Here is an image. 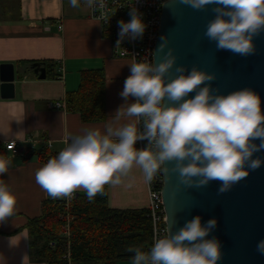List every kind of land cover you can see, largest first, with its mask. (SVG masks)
Returning a JSON list of instances; mask_svg holds the SVG:
<instances>
[{
	"label": "clouds",
	"instance_id": "clouds-1",
	"mask_svg": "<svg viewBox=\"0 0 264 264\" xmlns=\"http://www.w3.org/2000/svg\"><path fill=\"white\" fill-rule=\"evenodd\" d=\"M85 2L93 8L105 6V0ZM181 3L197 11L212 6L214 16L207 21L203 34L218 49L250 54L254 50L253 36L264 31V0ZM69 4L78 7L79 0H69ZM128 14L127 21H117V45L126 37L141 38L147 26L136 7H130ZM161 41L157 49L163 52L160 60L141 59L128 64L130 74L119 93L123 103L110 113L103 129H82L36 170L35 182L48 196L67 198L83 189L91 200L104 191L105 185H121L125 178V186L131 187L134 166L139 167L146 183H151L158 172L172 171L187 186L218 180L222 193L264 162L260 157L253 158L254 152L264 149V112L259 94L250 88L227 94L214 92L205 83L214 79L213 73L197 66L187 72L183 65L174 68V50L167 47L166 37ZM173 69L176 74L169 78ZM193 91L195 94L189 97ZM257 139L259 144L255 143ZM137 141L146 144L138 148ZM9 164L10 160L0 157V176L8 171ZM15 205V193L0 179V224L13 215ZM216 223L212 217L202 224L200 215H196L178 230L169 229L155 238L147 251L129 247L131 264H217L220 242L208 237ZM14 237H9L12 246L18 243ZM257 251L264 254V239L258 242ZM26 257L21 264H26Z\"/></svg>",
	"mask_w": 264,
	"mask_h": 264
},
{
	"label": "crops",
	"instance_id": "crops-1",
	"mask_svg": "<svg viewBox=\"0 0 264 264\" xmlns=\"http://www.w3.org/2000/svg\"><path fill=\"white\" fill-rule=\"evenodd\" d=\"M84 1L74 8L69 0H0V64H13L16 74L15 96L0 97V143L6 149L5 143L15 140L24 153L12 157L3 150L10 164L0 179L15 193L16 205L13 215L0 224V264H21L25 254L26 264H47L31 254L27 223L41 216L42 202L52 197L35 182L36 170L45 163L28 152L44 148L59 152L82 129H103L110 113L123 103L119 93L132 61L114 55L109 31L92 18ZM46 61L56 64L55 79H40L34 70L35 63L46 66ZM91 69L105 74L106 118L84 122L67 108L66 95L78 89L81 73ZM130 175L135 178L131 187L125 186L126 178L121 185H108L111 208L148 207V187L139 167L134 166ZM13 236L15 246L9 243ZM116 264H131V259Z\"/></svg>",
	"mask_w": 264,
	"mask_h": 264
},
{
	"label": "water",
	"instance_id": "water-1",
	"mask_svg": "<svg viewBox=\"0 0 264 264\" xmlns=\"http://www.w3.org/2000/svg\"><path fill=\"white\" fill-rule=\"evenodd\" d=\"M211 8L209 5L197 11L181 0H165L154 59L163 57V52H157V49L161 37H166L167 47L174 50L176 57L174 68L183 65L187 72L197 66L213 73L214 79L205 83L217 93L250 88L259 94L264 112V31L253 36L254 50L250 54L218 49L216 43L203 34L207 21L214 16ZM33 68L40 79L47 77L43 64L35 63ZM175 74L173 69L169 78ZM15 80L14 65L0 64V97L15 96ZM194 94L195 91L188 95ZM255 143L259 144V139ZM255 157L264 161V149L254 152ZM162 174L161 193L167 232L169 229L171 232L178 230L196 215H200L202 224L215 217L216 226L208 237H215L220 242L221 257L217 264H264V254L257 251L258 242L264 239V162L258 168L250 169L246 177L222 193L218 191L221 184L218 180L199 187L187 186L180 183L175 172Z\"/></svg>",
	"mask_w": 264,
	"mask_h": 264
},
{
	"label": "trees",
	"instance_id": "trees-1",
	"mask_svg": "<svg viewBox=\"0 0 264 264\" xmlns=\"http://www.w3.org/2000/svg\"><path fill=\"white\" fill-rule=\"evenodd\" d=\"M44 64L47 78L55 79L58 75L56 64L52 61ZM66 106L79 113L84 122L103 121L106 118L104 71H83L78 89L66 95ZM3 150L6 149L0 143V157L6 159ZM57 154L48 148L28 152L30 156L37 155L44 163ZM61 213L57 200L49 198L42 202L41 216L27 223L31 254L47 264H67V239L62 235ZM71 214L74 219L69 251L75 264H116L120 260L131 259L133 253L128 251L129 247L147 251L152 246L153 228L148 209L111 208L108 204V185L91 200L85 191L76 193Z\"/></svg>",
	"mask_w": 264,
	"mask_h": 264
},
{
	"label": "built area",
	"instance_id": "built-area-1",
	"mask_svg": "<svg viewBox=\"0 0 264 264\" xmlns=\"http://www.w3.org/2000/svg\"><path fill=\"white\" fill-rule=\"evenodd\" d=\"M165 0H105L103 8H91L92 18L98 20L110 33L114 44V55L120 58L133 60H154V47L158 38L161 25L162 9ZM136 7L142 14L146 28L141 38H124L120 45L116 44L118 39L117 21L130 19L129 8ZM60 105V104H58ZM31 143V142H30ZM138 148L144 147L146 141H137ZM22 145L15 140L5 143V148L12 157L23 155ZM34 144H32V148ZM163 174L158 172L148 187V215L152 221L153 240L167 234L166 215L162 199ZM76 197L74 191L70 197L58 199L57 202L62 209L60 218L63 220L62 235L67 239L68 252L65 255L67 264H75L70 256L71 223L74 216L71 214L72 202ZM81 264V263H80Z\"/></svg>",
	"mask_w": 264,
	"mask_h": 264
},
{
	"label": "rangeland",
	"instance_id": "rangeland-1",
	"mask_svg": "<svg viewBox=\"0 0 264 264\" xmlns=\"http://www.w3.org/2000/svg\"><path fill=\"white\" fill-rule=\"evenodd\" d=\"M85 2V1H84Z\"/></svg>",
	"mask_w": 264,
	"mask_h": 264
}]
</instances>
